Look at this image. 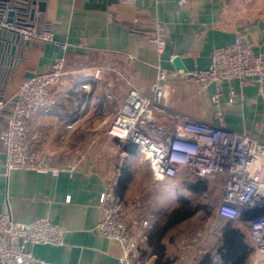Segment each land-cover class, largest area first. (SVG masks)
Returning a JSON list of instances; mask_svg holds the SVG:
<instances>
[{
	"label": "crops",
	"instance_id": "obj_1",
	"mask_svg": "<svg viewBox=\"0 0 264 264\" xmlns=\"http://www.w3.org/2000/svg\"><path fill=\"white\" fill-rule=\"evenodd\" d=\"M40 1L45 3L44 10L35 15L41 25L28 26L38 31L47 28L53 40L66 48L37 41L24 47L16 44L7 66L15 69L11 77L18 83L47 72L58 59L65 60V75L51 90L46 110L26 126L34 151L56 153L61 166L77 151L84 154V160L72 174L57 175L28 170L7 173L1 161L0 213L8 211L17 223L46 218L61 227L64 245H27L37 259L51 264H118L121 249L97 230L104 193L111 184L124 205L127 225L129 206L138 221L149 223L148 229L131 227L137 235L136 264H197L206 253L216 258L215 250L202 249L198 239L184 250V242L177 245L175 235H167L171 229L161 235L167 218L160 224L159 216L127 201L139 174H144L143 184L152 185L150 171L137 148L109 136L108 129L128 92L149 94L158 69L176 71V57L188 72L207 69L214 49L240 37L264 59V0ZM158 23L164 28L162 54L148 41ZM166 90L167 111L156 113L160 122L172 126L174 115H179L218 124L210 104L213 85L202 89L178 77L169 81ZM221 90L222 101L230 90L237 95L235 104L223 113L225 129L264 139L257 85L232 81L223 83ZM9 109L10 104L3 112L8 114ZM6 119L0 117V134L6 129ZM3 152L0 141L1 158Z\"/></svg>",
	"mask_w": 264,
	"mask_h": 264
},
{
	"label": "built area",
	"instance_id": "obj_2",
	"mask_svg": "<svg viewBox=\"0 0 264 264\" xmlns=\"http://www.w3.org/2000/svg\"><path fill=\"white\" fill-rule=\"evenodd\" d=\"M184 3V0L180 1V4ZM0 33L16 35L23 43L37 41L66 48L53 40L51 31H38L23 23L19 16L8 21L7 12L0 16ZM148 41L158 54L164 53L165 36L161 24L156 25L155 33ZM2 46L0 42V49ZM65 65L63 58L58 59L47 72L31 76L18 87L6 129L0 134L4 151L0 162L3 161L7 173L28 170L52 175L72 174L82 164L84 154L80 151L63 166L57 164L56 153L34 151L26 126L38 112L46 110L51 90L65 75ZM178 77L191 80L202 89L215 87L210 104L218 124L179 115H174L172 126L158 120L156 113L167 111L166 87L169 81ZM232 81L243 85L252 81L257 85L264 114V59L255 55L252 46L238 37L233 44L212 51L207 69L190 72L158 69L149 94L130 90L109 126L108 135L137 148L148 165L154 184L175 179L181 173L218 180L221 200L217 218L221 222L241 225L252 250L249 264H264V139L233 132L223 126V113L235 104L237 95L230 90L228 98L222 101L221 85ZM3 109L0 102V110ZM123 213L124 205L114 194L113 185L109 184L97 230L121 249L118 264H136L137 235L131 227L148 229L149 223L134 217L127 225ZM27 245L62 246L63 231L46 218L17 223L8 211L1 212L0 264H51L35 258L27 251Z\"/></svg>",
	"mask_w": 264,
	"mask_h": 264
},
{
	"label": "rangeland",
	"instance_id": "obj_3",
	"mask_svg": "<svg viewBox=\"0 0 264 264\" xmlns=\"http://www.w3.org/2000/svg\"><path fill=\"white\" fill-rule=\"evenodd\" d=\"M15 37L22 42L20 37L16 35ZM144 178V174L137 176L131 185L127 201L132 205L134 203L141 204V209L145 207L146 212L152 216H159L160 224L176 208L197 210L194 216L175 226L167 235H175V244L177 245H182L184 242V250L191 247L190 243L193 240L198 239L199 242H202V249L207 251L211 249L216 252L219 246L217 231L223 224L217 219V207L221 200L220 182L184 174L175 180L172 179L161 184H154L151 179L152 185L148 186L143 184ZM200 181L206 183V189L200 192L193 191L192 187H195ZM129 209L127 217L134 219L137 216L134 214V208L129 206ZM233 225L245 231L241 225L237 223Z\"/></svg>",
	"mask_w": 264,
	"mask_h": 264
},
{
	"label": "trees",
	"instance_id": "obj_4",
	"mask_svg": "<svg viewBox=\"0 0 264 264\" xmlns=\"http://www.w3.org/2000/svg\"><path fill=\"white\" fill-rule=\"evenodd\" d=\"M19 3L21 10L19 11L20 18L25 19L27 25L40 26L41 20L34 14L30 18V12L33 9L31 5L32 0H16ZM47 30V28L45 29ZM0 42L3 46L0 49V102L3 107L8 104H12L13 99L18 91V87L30 77L24 78L18 83H15V79L11 77L15 69H10L7 66V61L12 56L10 53L11 45L18 44L24 47V43H15L11 39H3L0 37ZM17 67V66H16ZM8 114L0 110V117H7ZM6 119V120H7ZM133 147H135L132 144ZM206 183L200 181L195 187H192L193 191H204L206 189ZM197 210H188L186 208H176L169 214L167 218V224L163 229L161 235L165 234L168 230L179 225L185 220L195 215ZM217 239L219 246L216 249V258L211 253H206L198 260L197 264H249V259L252 253L251 247L248 242L247 234L234 226L230 222H223L221 227L217 231Z\"/></svg>",
	"mask_w": 264,
	"mask_h": 264
},
{
	"label": "water",
	"instance_id": "obj_5",
	"mask_svg": "<svg viewBox=\"0 0 264 264\" xmlns=\"http://www.w3.org/2000/svg\"><path fill=\"white\" fill-rule=\"evenodd\" d=\"M31 5L33 6V9L30 12V18H32L36 11L42 12L44 10L45 3L40 0H32ZM21 8L19 7V3L16 2V0H0V16L7 12L8 21H11V18L13 16H20L19 11ZM0 37L3 39H11L12 41H15L16 43L19 41V38L15 37V35L0 33ZM16 45H12L10 49V53L13 56L15 51ZM173 65L176 70H182L186 71L185 66L180 61L179 57H176L173 60ZM160 112H163L162 110H159ZM165 113V112H164Z\"/></svg>",
	"mask_w": 264,
	"mask_h": 264
}]
</instances>
